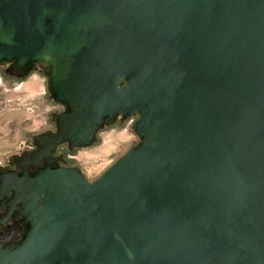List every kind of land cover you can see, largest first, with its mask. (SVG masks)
<instances>
[{
	"label": "water",
	"instance_id": "95a60500",
	"mask_svg": "<svg viewBox=\"0 0 264 264\" xmlns=\"http://www.w3.org/2000/svg\"><path fill=\"white\" fill-rule=\"evenodd\" d=\"M0 65L65 108L0 174V264H264V0H0ZM134 117L95 181L53 156Z\"/></svg>",
	"mask_w": 264,
	"mask_h": 264
},
{
	"label": "rangeland",
	"instance_id": "374dc122",
	"mask_svg": "<svg viewBox=\"0 0 264 264\" xmlns=\"http://www.w3.org/2000/svg\"><path fill=\"white\" fill-rule=\"evenodd\" d=\"M4 87L9 95L0 101L1 162L21 154L33 144L35 136L55 127L53 118L62 110L51 100L42 69L29 74L22 83L12 85L10 80ZM136 120L137 117L125 122L119 119L103 128L91 147L74 149L64 163L79 168L89 180H96L139 142L132 129Z\"/></svg>",
	"mask_w": 264,
	"mask_h": 264
},
{
	"label": "flooded vegetation",
	"instance_id": "af4514ba",
	"mask_svg": "<svg viewBox=\"0 0 264 264\" xmlns=\"http://www.w3.org/2000/svg\"><path fill=\"white\" fill-rule=\"evenodd\" d=\"M0 101L3 99L4 95H9L7 88L4 87L5 83H8L10 80L12 81V85L14 83H22L26 80L29 74L40 71L41 69L43 70L41 65H36L31 72L28 74L24 75L21 73L20 69H11V65H5L1 66L0 65ZM50 95V93H49ZM57 104V103H56ZM62 107V110L60 111L63 112L65 110L64 106L57 104ZM122 121V120H121ZM125 122V121H124ZM55 126V124H54ZM56 131V126L55 127H50L45 132L41 134H45L48 132H55ZM37 135L33 138V144L31 146H28L21 154L12 156L8 161L5 162H0V174H13L14 172L21 174L22 168L14 164V158L17 156H23L26 153H31L34 150L37 149V141L38 137L41 135ZM74 150H69L67 145L60 146L56 152L54 153V157L59 158L58 165L62 167H70L67 166L64 161L69 157V155L73 152ZM44 165H47L45 163ZM36 169L32 168L30 170V173H35ZM98 179V178H97ZM96 179V180H97ZM91 181V180H90ZM95 181V180H93ZM7 211V208H3L0 204V217L3 216V213ZM27 230V226L24 224L23 220L18 219L15 214H13L10 219L2 226H0V246L2 247H10L13 245H18L21 243V241L24 239V233Z\"/></svg>",
	"mask_w": 264,
	"mask_h": 264
},
{
	"label": "crops",
	"instance_id": "0c3cea01",
	"mask_svg": "<svg viewBox=\"0 0 264 264\" xmlns=\"http://www.w3.org/2000/svg\"><path fill=\"white\" fill-rule=\"evenodd\" d=\"M41 94H43V93H41Z\"/></svg>",
	"mask_w": 264,
	"mask_h": 264
},
{
	"label": "built area",
	"instance_id": "2783aa9c",
	"mask_svg": "<svg viewBox=\"0 0 264 264\" xmlns=\"http://www.w3.org/2000/svg\"><path fill=\"white\" fill-rule=\"evenodd\" d=\"M1 162V161H0Z\"/></svg>",
	"mask_w": 264,
	"mask_h": 264
}]
</instances>
